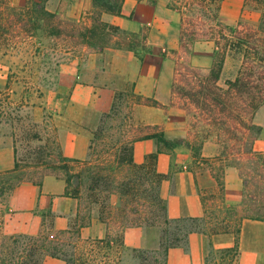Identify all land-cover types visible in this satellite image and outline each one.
I'll return each mask as SVG.
<instances>
[{
  "label": "trees",
  "instance_id": "16d2710c",
  "mask_svg": "<svg viewBox=\"0 0 264 264\" xmlns=\"http://www.w3.org/2000/svg\"><path fill=\"white\" fill-rule=\"evenodd\" d=\"M46 1L25 0L21 5H14L10 0H0L2 55L14 51L32 53L37 35H40L39 43L34 51L42 52L43 40H50L54 46H59L62 61L92 48L102 51L114 44L107 40L106 28L120 30L117 26L108 24L97 14L88 21L61 16L49 10ZM97 1L93 0L94 10L100 8L102 12L112 13H120L123 2L100 0L98 5ZM222 2L171 0L169 7L179 11L180 50L189 55L197 40H207L212 43L211 60L206 72L183 57L174 60L170 100L184 109L188 134L179 139L158 138L167 147L177 140L192 149L207 140L220 146L219 155L223 159L214 175L222 189L224 165L238 168L243 193L235 213L241 223L244 218L264 219V153L253 148L261 130L253 116L264 103V10L254 21L240 16L234 23H225L219 17ZM247 2L257 7L264 5V0H244V4ZM131 42L126 45L132 47ZM116 45L121 47V43ZM31 87L25 84L26 90ZM1 95L0 121L7 117L8 107L15 103L7 80L0 88ZM128 98V109L122 119L114 103L109 111H95L98 119L92 123L87 122L86 114L79 124L86 137V153L80 158L65 156L54 138L36 143L34 148L38 154L20 157L15 146L18 139L11 135L14 166L0 172V195L9 193L23 181L40 184L44 175L53 174L64 179L65 193L75 200L72 210L77 227L74 230L57 228L53 233L41 229L42 224L36 232H2L0 264H43L46 255H55L64 264H117L126 242L125 233L132 227L157 228L162 232L158 245L165 243L166 251L170 245L180 242L182 226L167 214L166 198L161 190L162 175L154 169L153 162L145 167V163L133 158L134 141L152 134L142 133L138 125L130 122L131 108L140 101L158 102L150 97H137L134 92L128 94ZM3 100L5 105H1ZM27 100L28 97L17 105ZM34 140L41 141L38 132L27 135V144ZM96 220L106 224L104 234L81 236V227ZM228 228L236 234L240 230L239 225L222 223H209L203 229L213 232ZM168 231H171L170 237L166 235ZM68 239H71L73 253L67 256L61 245ZM132 250H140V247H132ZM228 252L231 251L223 254ZM210 262L208 255L206 264H216V260Z\"/></svg>",
  "mask_w": 264,
  "mask_h": 264
},
{
  "label": "crops",
  "instance_id": "0c3cea01",
  "mask_svg": "<svg viewBox=\"0 0 264 264\" xmlns=\"http://www.w3.org/2000/svg\"><path fill=\"white\" fill-rule=\"evenodd\" d=\"M64 1L47 0L46 6L59 12ZM167 2L123 0L120 13H102L104 21L122 31L138 32L145 26L148 29L146 43L152 50L138 67L134 59L128 57L119 71V80L111 75L101 82L77 78L60 116L79 124L90 108L99 112L109 111L121 79L137 97L155 99L157 104L143 101L133 104L131 115L134 124L145 126L144 131L152 134L134 141L133 158L147 163L149 155L153 156V167L162 175L161 190L166 198L167 214L182 226L181 240L167 248L165 264H206V257L213 253L217 264L226 261V264H264V219L244 218L239 223L235 213L243 193L238 168L224 165L222 189L214 175L223 159L219 155L220 146L209 141L194 151L182 140L167 147L158 138L186 137L182 119L167 106L175 63L160 51L175 45L178 32L174 9L168 7ZM90 5L91 0H71L66 9L71 14H79ZM253 121L261 126L253 148L264 153V103L256 110ZM59 142L62 153L67 157L80 158L86 153V137L80 129L63 128L59 132ZM13 166L12 138L0 135V172L9 171ZM5 205L20 216L21 231L36 232L48 217L56 228L70 227L73 199L65 193L64 179L53 174L44 175L40 184L32 181L19 183L8 193ZM209 223L239 225L240 230L237 234L232 228L206 232L203 228ZM101 226L102 222L96 220L81 227L80 232L83 236L100 237L104 234ZM134 230L142 229H127L126 242L131 241ZM141 243L142 239L136 244ZM225 251L231 252L223 254Z\"/></svg>",
  "mask_w": 264,
  "mask_h": 264
},
{
  "label": "rangeland",
  "instance_id": "374dc122",
  "mask_svg": "<svg viewBox=\"0 0 264 264\" xmlns=\"http://www.w3.org/2000/svg\"><path fill=\"white\" fill-rule=\"evenodd\" d=\"M24 1L25 0H10V3L21 5ZM67 3H71V0L64 1L62 10L58 12L61 16L80 17L88 21L90 17H94L97 14L99 18L102 19L101 15L103 12L100 8L94 10L93 0H91L90 8L79 14L67 12ZM99 3L100 0L97 1L98 5ZM170 3L171 0H168V7ZM262 10H264V5L257 7V5L250 2L244 4V0H223L219 17L225 23H234L240 16L254 21L258 18ZM174 15L176 18V27L179 23V11L177 8H174ZM176 30H178L177 27ZM106 31V38L109 42L114 43L113 45L104 47L102 51H98L97 48H92L91 51H84L83 54L80 53L71 58H64V61H62L63 57L60 54L61 50L59 46H54L50 40H43L41 44L42 52H44L43 54L40 51H38V53L34 51L35 46L39 43L40 35L36 37L37 39L32 47V53L23 51H14L6 55L0 53V88H3L7 80L9 83L10 97L15 102L12 104L13 107L8 105L9 113L7 117H2L0 121V135L8 137L12 135L13 137H17L18 140L15 146L18 156L27 157V155L38 154L39 152L35 150L34 145L36 143H45V140H48V138H54L59 141V132L62 131L63 128H80V123H74L60 116L61 109L71 97L72 86L77 78L86 82H101L108 79L107 75H111L119 80L118 76H121L119 71L124 67L128 57L133 58L136 67H138L149 54L148 52L152 50L146 43L148 29L145 26H142L140 30L134 34L110 27L106 28ZM176 37L175 45L166 46L161 49L160 53L169 56L172 60H180L183 57L198 66L201 71L206 72L210 61L212 43L207 40H197L192 47V52L187 55L182 52L178 46L177 31ZM129 41H132L130 44L132 47L126 45ZM104 43L106 42L104 41ZM118 43H121V47H117L116 44ZM33 52L36 54L34 55ZM57 61L61 62L57 63ZM228 67L229 65L227 63L226 70ZM121 81L119 88L116 90L114 104L116 106L115 110L122 119L123 114L127 112V105H129L130 101L128 94L131 92L128 90V85H126L125 81L122 79ZM25 84L33 87L26 90ZM124 84L127 90H125ZM0 97L2 98L3 95ZM26 97H28L27 101L20 106L17 105ZM5 102V100L1 101V105H5ZM167 106L178 118L182 119L186 131L188 125L187 115L184 109L178 107L177 104L171 102V100ZM95 111L96 110L92 108L87 110L88 123L97 121L98 116L95 114ZM130 122L134 124L132 115ZM138 127L142 130V133L145 132V126L138 125ZM30 132H38L41 136V141H29L30 143L27 144L26 138ZM187 134L188 132L186 131V135ZM209 141L210 140H207L205 142ZM199 147L200 145L197 144L194 147V151H197ZM152 159L153 156L149 155L145 167H147L148 163L152 162ZM103 195L101 198L104 197ZM7 196L8 193L0 195V237L2 232H18L23 228L20 219H18L20 216L14 214L5 205ZM74 206L75 200H73L72 208H74ZM73 211L74 210H71L69 215L70 227H65L71 230L77 227V224H75L76 222H74L75 216ZM105 225L106 224L102 222L101 228L103 231L106 229ZM42 228L53 233L55 229H57L52 225V219L50 217L44 220L43 226H41V229ZM170 232L171 231H168L166 233L167 237H170ZM161 234L162 232L157 228H152L150 230L142 229L140 231L134 230L129 239L131 241L125 242L121 260L117 264H165L166 244L158 245L157 242ZM81 236L83 235L81 234ZM141 239L142 243L136 244L140 242ZM70 240L71 239L66 240L64 244L61 245V250L64 251L67 256L73 253ZM132 247H140V250H132ZM211 256L210 263L214 260L215 254L213 253ZM215 260L217 264L218 261L217 259ZM220 262H222L221 259ZM226 262H223V264H226ZM43 264H64V261L55 255H46Z\"/></svg>",
  "mask_w": 264,
  "mask_h": 264
}]
</instances>
